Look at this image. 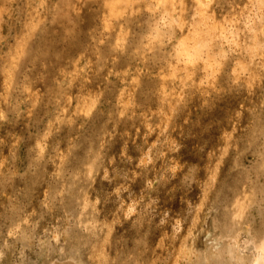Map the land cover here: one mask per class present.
<instances>
[{
    "label": "rangeland",
    "instance_id": "1",
    "mask_svg": "<svg viewBox=\"0 0 264 264\" xmlns=\"http://www.w3.org/2000/svg\"><path fill=\"white\" fill-rule=\"evenodd\" d=\"M245 239L241 264L264 250V0H0V264Z\"/></svg>",
    "mask_w": 264,
    "mask_h": 264
},
{
    "label": "bare ground",
    "instance_id": "2",
    "mask_svg": "<svg viewBox=\"0 0 264 264\" xmlns=\"http://www.w3.org/2000/svg\"><path fill=\"white\" fill-rule=\"evenodd\" d=\"M202 1L205 2L207 0H202ZM241 243H242V245H241L242 248L241 249L239 248L240 250L238 253L234 251V248H236V246H234V248H233V246L229 245V242H228V245L226 244V247L224 245L225 249H223V250H220L219 247H210L207 250L205 260H210V261H212V263L214 262L215 264H220V262H222V261H228L229 264H241L242 263L241 255L242 254L250 252L252 249L256 250V248L253 246L252 242L249 239H245ZM216 245H217V243H216ZM261 252L264 253V250L260 249V253ZM260 253L251 255L250 260L247 263L246 262L245 263L246 264H264V256H262V254H260ZM221 254H223V255L221 256ZM51 264H79V263H76V262L68 259L64 262L52 261Z\"/></svg>",
    "mask_w": 264,
    "mask_h": 264
}]
</instances>
